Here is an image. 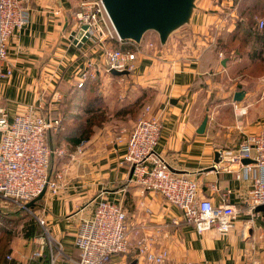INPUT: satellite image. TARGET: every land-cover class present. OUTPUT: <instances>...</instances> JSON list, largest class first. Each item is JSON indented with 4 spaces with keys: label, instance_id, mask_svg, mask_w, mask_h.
<instances>
[{
    "label": "crops",
    "instance_id": "0c3cea01",
    "mask_svg": "<svg viewBox=\"0 0 264 264\" xmlns=\"http://www.w3.org/2000/svg\"><path fill=\"white\" fill-rule=\"evenodd\" d=\"M77 2L29 0V23L16 30L8 43L11 74L0 79V106L10 117L31 107L36 112L41 106V112L61 121L62 129L51 131L48 139L54 151L51 176L60 172L62 178L56 193L46 191L37 201L40 210L36 212L59 249L56 264H76L78 225L92 215L100 198L125 211L132 241V231L138 229L150 250L166 251L163 264H264V213L248 207L250 179L237 178L235 166L208 170L214 165L215 151L236 147L247 135L264 129V71L251 81V88L243 87V99L234 101V93L240 90L237 84L245 80L239 73L248 60L225 45L235 25L211 41V25L218 23L228 0H196L187 29L171 33L164 45L155 32L145 33L135 69L121 76L105 72L104 46L131 45L129 49L134 50L135 42L107 39L102 46L88 38L80 47L75 45L69 34L76 30L72 15ZM188 33L192 37L183 38ZM148 41L155 47H145ZM255 61L264 67V52ZM93 95L100 96L96 113H102L104 120L93 126L84 143L71 148L56 134L83 124L92 114L85 105ZM146 105L161 116L155 151L170 170L196 179L201 197L213 205L230 203L238 210L226 233L214 227L197 233L160 193L143 192L129 181L131 169L122 157ZM205 116L204 132L197 133ZM58 149L63 152L59 154ZM34 235L11 244L12 264H44L43 253L33 254L42 245L46 254L48 249ZM111 264H141V260L132 250L114 255Z\"/></svg>",
    "mask_w": 264,
    "mask_h": 264
},
{
    "label": "built area",
    "instance_id": "2783aa9c",
    "mask_svg": "<svg viewBox=\"0 0 264 264\" xmlns=\"http://www.w3.org/2000/svg\"><path fill=\"white\" fill-rule=\"evenodd\" d=\"M29 0H0V79L11 74L7 64L8 43L12 34L25 27L30 20ZM240 0H228L227 7H221L218 23L211 25L210 37L215 42L222 31H228L237 22V8ZM72 19L76 30L86 25L90 39L102 46L107 39H119L109 18L102 0H79L73 11ZM255 27L264 28V18L254 17ZM141 43V42H140ZM145 47L153 48L152 41L145 42ZM135 49L104 46V70L135 69L138 46ZM93 72L90 73V76ZM82 82L78 87L82 86ZM42 96V92L40 93ZM60 97L57 95L56 100ZM236 106V105H235ZM27 111L10 117L7 110L0 106V200L3 203L0 211L15 205L25 209V205L36 198L44 189L56 193L59 187L60 172L51 176L50 163L53 150L49 146V134L62 129L60 118L41 112ZM242 113V111H241ZM161 116L154 114L146 105L137 119L126 140V149L122 157L132 170L129 178L144 191H156L164 200L181 212L182 219L193 225L201 234L211 228L219 233H226L237 218L238 210L233 204L221 203L213 205L207 197H201L199 186L192 176L174 173L168 163L160 156L155 147L161 135ZM84 141L81 142V144ZM57 152L61 154L62 149ZM243 159L251 162L244 164ZM236 167V177L250 179L248 207L254 211L258 205L264 204V129L256 134L247 135L236 147L221 149L220 162L216 168L229 169ZM39 222L44 226L43 220ZM46 231V230H45ZM135 236L131 240L126 224V213L120 205L100 198L89 218L82 219L74 238V247L78 251L76 264H111L114 255L135 251L141 264H163L166 251L154 252L148 247L146 238L134 229ZM44 240V238L42 237ZM40 238V240H42ZM48 259L45 264H56L58 247L50 239ZM43 245L33 257L41 256ZM12 264V255L5 257ZM244 264H254L247 261Z\"/></svg>",
    "mask_w": 264,
    "mask_h": 264
},
{
    "label": "water",
    "instance_id": "95a60500",
    "mask_svg": "<svg viewBox=\"0 0 264 264\" xmlns=\"http://www.w3.org/2000/svg\"><path fill=\"white\" fill-rule=\"evenodd\" d=\"M109 18L120 40H130L139 43L145 33L153 31L158 35L159 42L164 45L170 34L189 23L195 9L196 0H102ZM86 25L78 30H72L69 39L80 47L90 37L85 32ZM113 75L121 76L129 72L127 70H110ZM245 91L238 90L233 95V100L238 102L243 99ZM208 117L203 118L197 129V133H203ZM52 150V145L49 144ZM220 162V150L214 153V165L208 170H216V164ZM250 159H243L242 163H250ZM132 170L130 171V175ZM45 194V189L25 208L32 207ZM256 212L264 213V204L255 208ZM2 212V211H0Z\"/></svg>",
    "mask_w": 264,
    "mask_h": 264
},
{
    "label": "trees",
    "instance_id": "16d2710c",
    "mask_svg": "<svg viewBox=\"0 0 264 264\" xmlns=\"http://www.w3.org/2000/svg\"><path fill=\"white\" fill-rule=\"evenodd\" d=\"M247 1L252 2L251 9H253L255 6H257V2L259 0H240L237 8V14H238V19L235 24L234 29L231 31V33L228 35L226 41L228 40H237L240 38L241 41L247 42L248 39L250 42L247 43V49L244 51H239V55H247L248 57V62L253 63L256 62L255 59L258 58L261 60L262 54L264 52V28L262 30L257 29L255 26H252L251 19H248V14L251 16L249 13L250 11V5H247ZM254 4V6L252 5ZM239 37V38H238ZM112 41V40H110ZM127 41V40H124ZM123 41V42H124ZM116 43L117 40H115ZM227 44V42H225ZM241 43V42H240ZM113 47H117V45L112 44ZM236 50H239L240 47L237 45V47H233ZM249 48V49H248ZM251 63V64H252ZM260 63V62H259ZM237 89L243 90V86L237 84ZM100 96L99 95H93L92 98H90L86 105H85V110L87 112H92V114L87 117L84 121L83 124L78 126V128L74 130H69V131H63L59 132L56 134V138H64L66 141H68L69 144H71V148L79 144L81 141L86 140L89 138V136L92 133V128L94 125L101 124V121L104 120V116L102 113H96L100 109ZM95 112V113H94ZM3 214L0 213V218L3 219ZM37 233V225L36 223H29L25 227V235L26 237H31L34 234ZM10 243V239L8 238L5 240V245L6 247ZM4 252L0 251V264H6L7 261L5 257L2 255ZM48 259V254L44 252L43 256H41V262L44 261V264L46 263Z\"/></svg>",
    "mask_w": 264,
    "mask_h": 264
},
{
    "label": "rangeland",
    "instance_id": "374dc122",
    "mask_svg": "<svg viewBox=\"0 0 264 264\" xmlns=\"http://www.w3.org/2000/svg\"><path fill=\"white\" fill-rule=\"evenodd\" d=\"M79 1V0H78ZM201 0H199L200 3ZM252 2L247 1V5H250ZM254 6V4H252ZM257 6H255L253 9H251V5H250V11L249 13L251 14V16H249L248 14V19H251V23L252 26H255V22H254V17L258 16L261 18H264V0H259L256 4ZM188 26L184 25L182 26L180 31H182L183 29H187ZM179 31V30H178ZM190 33V32H189ZM188 34H184L183 38H191L192 34L189 35ZM239 38V37H238ZM227 42V44L225 43V45H227V47L229 48H233V47H237V45H239L240 49L236 50V53L239 54V51H244L245 49H247V43L250 42L249 39L247 42H243L239 39L237 40H228L225 41ZM241 42V43H240ZM129 45V44H128ZM131 46V45H129ZM129 46H125V47H121V48H127L129 49ZM120 47V46H118ZM132 47V46H131ZM252 63V62H251ZM248 62V60L244 61L245 67L244 69L241 70V72L239 73L240 75H242V77L245 80H241L242 83H240L241 86L243 87H247V88H251L252 85L254 84L253 79L259 77L262 72L264 71V67L263 64L259 63V62H253L252 64ZM246 81V82H244ZM3 203L0 200V209H2ZM38 210H40V204H38L37 202L34 203V205L32 207L29 208H25V209H20L18 207H16L15 205H9L8 208L4 209L6 214H3V219L0 218V220H2L3 222L0 221V251L4 252L2 255L5 257V255L9 254L10 249H11V244L13 242H23V240H29L28 238H26L25 235V227L27 224L29 223H34L36 222L37 225V235L33 238H44V242L46 244H48L49 241V234L44 230V226L41 225V223L39 222V215L38 213H36ZM10 239V243L8 244V246L6 247L5 245V240ZM32 238V239H33ZM46 249H43V254L44 252H46Z\"/></svg>",
    "mask_w": 264,
    "mask_h": 264
}]
</instances>
